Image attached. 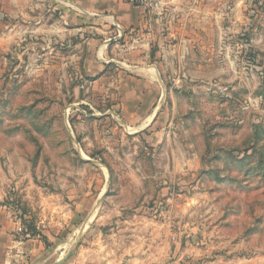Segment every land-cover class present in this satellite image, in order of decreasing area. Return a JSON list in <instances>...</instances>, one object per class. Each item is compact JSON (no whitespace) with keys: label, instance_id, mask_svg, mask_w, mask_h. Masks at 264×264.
<instances>
[{"label":"rangeland","instance_id":"1","mask_svg":"<svg viewBox=\"0 0 264 264\" xmlns=\"http://www.w3.org/2000/svg\"><path fill=\"white\" fill-rule=\"evenodd\" d=\"M236 1L121 63L152 76L86 78L95 46L53 1L0 0V209L24 237L93 264H264V0Z\"/></svg>","mask_w":264,"mask_h":264},{"label":"crops","instance_id":"2","mask_svg":"<svg viewBox=\"0 0 264 264\" xmlns=\"http://www.w3.org/2000/svg\"><path fill=\"white\" fill-rule=\"evenodd\" d=\"M51 1L57 5L56 10L61 11L64 20L61 26L71 33V37L88 40V46H95L93 53L85 54L83 70L86 78H94L91 68L97 65L98 75L95 78H98L105 74V69L111 63H119L121 67L151 75L149 68L144 71L121 63L146 60L145 57L138 59L131 54L136 49L150 45L157 29L165 34L171 30L172 22L169 19L181 14L180 25H183L186 17L194 12L201 13L202 0H162L163 5L157 12L134 8L122 0ZM242 1L237 0L235 6L240 7ZM168 40H171L169 33L159 40L158 45L164 47L160 54L158 52L160 56L168 54L165 50L167 45L169 48L172 45L180 46V43ZM92 64L95 66L92 67ZM155 117L156 113L152 122ZM149 119L151 117L148 118V124ZM22 231L13 213L0 209V264H93L94 253H98L88 248L83 251V257L79 258L76 254L77 246L54 244L46 247L37 238L24 237Z\"/></svg>","mask_w":264,"mask_h":264},{"label":"built area","instance_id":"3","mask_svg":"<svg viewBox=\"0 0 264 264\" xmlns=\"http://www.w3.org/2000/svg\"><path fill=\"white\" fill-rule=\"evenodd\" d=\"M124 3L145 11L157 12L163 5L162 0H122Z\"/></svg>","mask_w":264,"mask_h":264},{"label":"bare ground","instance_id":"4","mask_svg":"<svg viewBox=\"0 0 264 264\" xmlns=\"http://www.w3.org/2000/svg\"><path fill=\"white\" fill-rule=\"evenodd\" d=\"M151 120V119H150Z\"/></svg>","mask_w":264,"mask_h":264}]
</instances>
